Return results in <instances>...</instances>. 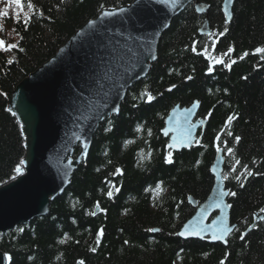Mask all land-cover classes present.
Here are the masks:
<instances>
[{"label": "trees", "instance_id": "trees-1", "mask_svg": "<svg viewBox=\"0 0 264 264\" xmlns=\"http://www.w3.org/2000/svg\"><path fill=\"white\" fill-rule=\"evenodd\" d=\"M130 1L31 0L30 10L29 0L20 9L0 0V9H9L0 18V40L25 49L0 51V185L17 175L23 157L19 124L6 109L13 88L102 8ZM199 1L208 5L213 37L198 34L203 16L193 3L172 18L157 59L127 90L118 114L99 124L86 159L47 214L0 234L7 264H264V219L254 222L264 215V52L255 51L264 48V0H232L227 23L222 0ZM193 101L205 127L189 148L171 152L161 133L164 118L174 104ZM217 149L224 187L236 193L226 198L236 227L225 244L181 239L176 233L194 211L188 197L200 203L210 192Z\"/></svg>", "mask_w": 264, "mask_h": 264}, {"label": "water", "instance_id": "water-1", "mask_svg": "<svg viewBox=\"0 0 264 264\" xmlns=\"http://www.w3.org/2000/svg\"><path fill=\"white\" fill-rule=\"evenodd\" d=\"M194 2V9L204 15L199 34H210L207 24L208 5L198 0H131L118 7L102 8L93 18L83 23L68 37L57 50L40 66L22 78L10 93L6 106L9 113L15 112L20 132L23 134V165L17 176L0 185V234L12 230L15 226L26 224L35 217L48 212L50 201L59 196L69 184L75 168L86 158L93 134L98 125L110 114H117L110 109L120 102L127 89L137 79L144 77L153 62L147 59L135 69L139 75L130 80L120 92L115 91L108 96L110 86L120 71L123 61L118 59L119 53L126 50L120 47L131 46L157 53L159 39L172 20L184 7ZM231 5L222 0V12L225 21L231 16ZM123 9V11H121ZM105 12L115 15L104 17ZM95 21L94 25H90ZM116 49L113 53L112 49ZM111 80L105 78V73ZM107 100L108 107H104ZM193 104V103H192ZM174 106L164 121V136L169 135L172 150L179 151L194 141V135L204 120H192L198 110L192 107ZM106 113V115H101ZM203 121V123H201ZM23 125V129H21ZM167 133V134H165ZM79 137V139H77ZM175 138V142H173ZM88 148L84 149V144ZM168 144V145H169ZM76 149L79 152L73 157ZM222 158L218 152L211 167L215 182L205 201L197 207L184 225L191 221L185 235L180 238L207 239L211 243H225L235 223L228 225V207L221 194L225 192L221 179ZM195 205L194 200H189ZM219 202V206L218 205ZM211 205V207H209ZM202 220L199 214L204 210ZM221 209L223 211H221ZM217 211L213 218L221 217L215 226L208 217ZM230 229V231H225ZM215 233L217 239H213ZM7 257L0 250V264H6Z\"/></svg>", "mask_w": 264, "mask_h": 264}, {"label": "snow or ice", "instance_id": "snow-or-ice-1", "mask_svg": "<svg viewBox=\"0 0 264 264\" xmlns=\"http://www.w3.org/2000/svg\"><path fill=\"white\" fill-rule=\"evenodd\" d=\"M171 2L174 4V3H176V0H171ZM231 2H232V0H225V4H226V5L229 4V3H231ZM11 4H14V5L16 6L17 9L22 8V0H10V5H11ZM27 7H28V9H30V10L34 8V5H33V3L31 2V0H29V2L27 3ZM121 11H123V9H121ZM8 14H9V9H8L7 7L4 8V9H0V18L8 17ZM225 14H226V16L228 17V19L230 20V19H231L230 14H228L227 12H226ZM43 15H44L43 12H40V13H39V16H40V17H42ZM103 15H104V17H110V16H113V15H115V14L112 13V12H105ZM30 22H31V18H30V17H26V18L23 20L24 31H27V30H28V27H29V25H30ZM17 23H18V24L21 23V21L19 20V18H17ZM94 24H95V21H91V22H90V25H94ZM226 31H227V28H225V32H226ZM23 39H24V37L21 35V36H20V40H23ZM120 48L123 49V50H126V53H127L126 56L124 55L123 52L117 54V55H118V59H119L120 61H123V63L120 65V67H121V71H120V73H119L116 77H118L120 81H123V83H119V84L117 85V82L114 80V82H113L112 84H113V85H116V86H115V87L110 86V87L108 88V92L105 93V95L108 96V95L111 94L113 91H115V93H116V97H117V98H119V94H120V92H121V91L127 86L128 82H129L130 80L134 79L136 76L139 75L138 73L135 72V69H136L137 67H140V70L143 71V63L146 62L147 59H150V60H152V61H155V60L157 59V56H156L155 54H152L150 50H148L147 53H145V51L143 50V45H141L140 49H136V48H133V47H131V46H124V47H120ZM13 49H18L19 52H24V51H25V49H24L23 47H20V46H19V41H18L16 44H8V45L5 47V46H4V41H3V40H0V51H2V52H9V51H11V50H13ZM112 51H113V53H116V49H115V48H113ZM231 51H232V49L229 48V52H231ZM255 51H256L257 53L264 52V48H262V47H257V48L255 49ZM247 55H248V53L245 52V53H244V56H247ZM243 58H244V57L242 56L241 59H243ZM12 63H13V61H12L11 59L8 60V64H12ZM207 71H208V73H211V72L213 71L212 67H209ZM104 75H105V78H107L108 80H111V79H112L111 77H109V76L107 75V72H106ZM187 79H188V80H191V79H193V77L189 76V77H187ZM173 87H175V85H173ZM168 91H171V88L168 89ZM198 103H199L198 101H197V102H194V103L192 104V107H193V108H196L197 105H198ZM103 106H104V107H108V102H107V100L104 101ZM110 111H115V112L118 113V111H119V107L114 105V106L110 109ZM12 115L15 116L16 113L13 112ZM101 115H102V116H103V115H106V113H101ZM231 119H232V117L230 116V117L228 118V120L231 121ZM109 123H111V121H109ZM201 123H203V121H201ZM21 129H23V125H21ZM108 130H110V129H108ZM137 130H139V129H137ZM21 134H23V132H22ZM150 134H151V133L149 132V135H150ZM165 134H167V133H165ZM77 139H79V137H77ZM235 140H236L237 143H239L240 137L237 136V137L235 138ZM173 142H175V138H173ZM128 143H131V141H128ZM172 146H173L172 144H169V145H168V147H169L170 149L172 148ZM83 147H84V149H87V148H88V144L85 143ZM217 151H220V149H217ZM226 151L229 152V153H231V152H232V149H231V148H227ZM165 162H166V163H172V161L169 160V159H167V158L165 159ZM19 164H20V165H23V164H24V161L21 160V161L19 162ZM235 164H236V165H239V164H240V160H236V161H235ZM244 168H245V170H247V165H244ZM232 170L235 171V168H233ZM15 171H16L17 173H20V172H21V168H20L19 165L15 168ZM117 171H119V169H118ZM241 175H243V173H241ZM247 175H248V176H251V175H252V172H251V171H247ZM235 178H236L237 180H239V179H240V176H236ZM241 186H243V185H241ZM116 191H119V189H117ZM107 195H108L109 198H111V197L113 196V192H112V191H108ZM221 195H222V196H229V195H231V196H235L236 193H235V192H228V191H225V192H223ZM189 200H191V197H189ZM217 206H219V202H218V205H217ZM96 207H99V204H97ZM209 207H211V205H209ZM226 207L231 208V205L228 204V205H226ZM206 211H207V209H204V210L199 214L198 219L202 220V219L204 218V214H205ZM221 211H223V210L221 209ZM219 219H221V217H217V218L213 219V220L211 221V226H215L216 223H217V221H218ZM261 219H264V217H261ZM73 223H75V221H73ZM190 224H191V221H189V223H186V224L184 225V230H185V231L188 230ZM253 227H255V225H253ZM249 230H250V229H249ZM21 231H23V230L21 229ZM151 231H159V230H158V229H152ZM185 231H180V232L178 233V235L183 237V236L185 235ZM225 231H226V232H227V231H230V229H225ZM245 235H247V233L242 234V235L240 236V239L243 240V239L245 238ZM100 238H101V232H98V233H97V242H98V243H99ZM213 239H217L215 233L213 234ZM59 243L63 244V243H64V240H63V239L60 240ZM125 243H128V241H125ZM93 250H94V249H93ZM78 264H84V261L81 260V261L78 262Z\"/></svg>", "mask_w": 264, "mask_h": 264}, {"label": "bare ground", "instance_id": "bare-ground-1", "mask_svg": "<svg viewBox=\"0 0 264 264\" xmlns=\"http://www.w3.org/2000/svg\"><path fill=\"white\" fill-rule=\"evenodd\" d=\"M186 6H187V5H186ZM186 6H185V7H186ZM185 7H184V8H185ZM175 16H176V15H175ZM164 31H165V30H164ZM164 31H163V32H164ZM160 38H161V37H160ZM159 40H160V39H159ZM158 43H159V42H158ZM165 138H167V146H168V144H169V138H168V137H165ZM212 165H213V163L211 164L210 168L212 167ZM75 169H76V168H75ZM74 171H75V170H74ZM211 175H212V177H213V184H214V182H215V176H214L212 173H211ZM69 181H70V180H69ZM213 184H212V185H213ZM67 186H68V185H67ZM61 194H62V193H61ZM61 194H60V195H61ZM46 214H47V213H46ZM152 232H155V231H152Z\"/></svg>", "mask_w": 264, "mask_h": 264}]
</instances>
